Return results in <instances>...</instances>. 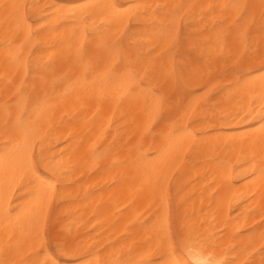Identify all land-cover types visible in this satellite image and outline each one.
Listing matches in <instances>:
<instances>
[{
	"label": "bare ground",
	"instance_id": "bare-ground-1",
	"mask_svg": "<svg viewBox=\"0 0 264 264\" xmlns=\"http://www.w3.org/2000/svg\"><path fill=\"white\" fill-rule=\"evenodd\" d=\"M170 21L171 39L161 27ZM258 51L264 0H0V260L87 264L115 255L163 264L167 248L156 236L174 219L208 241L201 259L264 264ZM230 65L238 71L219 79ZM106 66L135 76L98 79ZM17 120L38 130L40 170L62 178L43 244L36 177L5 156V144L22 139ZM176 128L186 132L169 148L161 199L159 150ZM65 239L74 254L58 247Z\"/></svg>",
	"mask_w": 264,
	"mask_h": 264
},
{
	"label": "snow or ice",
	"instance_id": "snow-or-ice-1",
	"mask_svg": "<svg viewBox=\"0 0 264 264\" xmlns=\"http://www.w3.org/2000/svg\"><path fill=\"white\" fill-rule=\"evenodd\" d=\"M2 7L7 10L9 8H19V5H8L4 4ZM176 8H181V5H176ZM229 7L228 5L224 6ZM236 7V6H232ZM178 19H183V15H180ZM175 21H170L168 24H162L161 27L166 31L164 34L167 38H174L173 28ZM243 35V34H242ZM222 39L227 38V33H222ZM103 47H107L106 45ZM247 44H245V49H247ZM250 54L247 51L241 52V57H247ZM255 56L260 57L264 60V51H258L254 53ZM123 63V61H122ZM103 64V61H98L97 67ZM97 67H92L90 71L96 72ZM117 74L121 76H127L133 78L135 76V71L132 69H126L124 72H120L119 67L106 66L104 71L98 76V79L104 80L105 78H112ZM261 81H264V76H261ZM238 111H243L241 106ZM247 118V117H245ZM264 119V115L261 117ZM16 128L22 132V139L13 138L8 144H5V156L12 154L13 167H18L21 170L27 171L34 175L37 180V187L35 189V197L38 201L41 211L36 214L35 225L37 229V235L40 237V242L43 244L44 241V227L48 221L47 207L51 205L52 196L50 193H55L57 188L61 183V175L56 169H51V174L47 172H42L40 170V165L44 163V152L43 143L38 141L37 133L38 130L33 128L29 130L27 123L24 120H17ZM186 130L183 128H176L174 132L169 133L166 136V145L159 150V168H158V184H159V194L161 199L166 197L165 183L168 181L169 177L166 171H164V166L168 160V152L171 144L173 142L179 144L180 139L185 134ZM259 132L264 136V124H261ZM7 134V133H6ZM39 144L41 151L37 153L36 149ZM5 179H10V174L8 169H5ZM11 239V238H10ZM156 239L162 246H166L167 255L163 264H219L214 258H204L202 257L201 249L206 247L208 241L200 238L194 237V229L187 223H182L177 221L173 227L168 224L167 220L164 221V226L162 229V234L157 233ZM63 254H74L76 251L68 242L67 239L63 244H58ZM0 264H14L11 260H0ZM50 264H57V261L52 260ZM87 264H132V261L122 259L119 256L110 255L107 258H98L95 261H89Z\"/></svg>",
	"mask_w": 264,
	"mask_h": 264
},
{
	"label": "rangeland",
	"instance_id": "rangeland-1",
	"mask_svg": "<svg viewBox=\"0 0 264 264\" xmlns=\"http://www.w3.org/2000/svg\"><path fill=\"white\" fill-rule=\"evenodd\" d=\"M183 30V29H182ZM181 37H180V39L181 40H183L184 39V36H183V31H182V33H181V35H180ZM238 71V68H236V67H234V66H232V65H230V66H224V68H223V70H222V72L220 73V74H218V76H219V79H222L223 77V75H226V74H234V72L236 73ZM228 72V73H227ZM224 73V74H223ZM222 74V75H221ZM172 219H173V217H172ZM173 226H174V219H173ZM47 240H48V246H49V250H50V252L54 255V256H56V257H58V251H57V248H56V244H55V242H54V240H53V236H52V232H51V228L49 227V229H48V232H47ZM52 248V249H51Z\"/></svg>",
	"mask_w": 264,
	"mask_h": 264
}]
</instances>
